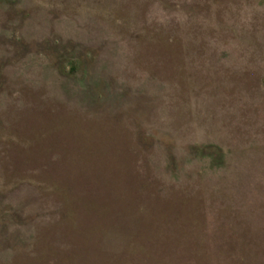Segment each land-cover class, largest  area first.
I'll list each match as a JSON object with an SVG mask.
<instances>
[{
    "label": "rangeland",
    "instance_id": "1",
    "mask_svg": "<svg viewBox=\"0 0 264 264\" xmlns=\"http://www.w3.org/2000/svg\"><path fill=\"white\" fill-rule=\"evenodd\" d=\"M0 264H264V0H0Z\"/></svg>",
    "mask_w": 264,
    "mask_h": 264
}]
</instances>
